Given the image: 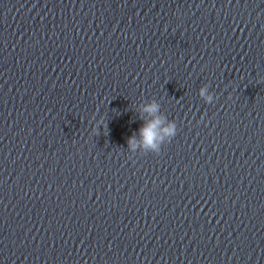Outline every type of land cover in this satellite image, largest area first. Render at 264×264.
<instances>
[{
	"label": "clouds",
	"instance_id": "9594fccd",
	"mask_svg": "<svg viewBox=\"0 0 264 264\" xmlns=\"http://www.w3.org/2000/svg\"><path fill=\"white\" fill-rule=\"evenodd\" d=\"M204 90H201V94H203ZM158 106L156 105H152L146 108L147 111L149 112H154L156 111ZM156 123H159V121L157 120ZM155 124L149 125L143 129H141L142 135L145 137L146 143L151 145L153 144V140H154V135H153V131L152 129L155 128ZM131 143V141H129Z\"/></svg>",
	"mask_w": 264,
	"mask_h": 264
}]
</instances>
